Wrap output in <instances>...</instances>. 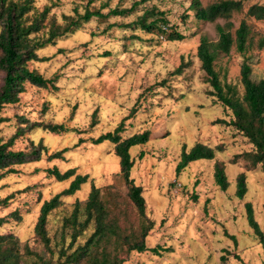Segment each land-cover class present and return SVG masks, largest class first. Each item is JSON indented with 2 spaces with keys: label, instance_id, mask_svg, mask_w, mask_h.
Here are the masks:
<instances>
[{
  "label": "rangeland",
  "instance_id": "rangeland-1",
  "mask_svg": "<svg viewBox=\"0 0 264 264\" xmlns=\"http://www.w3.org/2000/svg\"><path fill=\"white\" fill-rule=\"evenodd\" d=\"M133 1L35 0L34 5L37 9L50 7L49 27L52 23L64 24L63 15L76 17L86 8H99L105 13L114 7H130ZM192 1L153 0L122 16L92 17L72 33L55 39V44L38 50L46 60L27 63L30 69L53 78L57 88L24 83L19 100L1 111L6 120L0 123V142L18 132L11 149L24 151L29 161L15 164L18 171L0 180V200L8 199L0 204V215L7 216L0 232H12L20 241L30 239L32 248L45 260H57L56 246L68 243L72 226L64 218L79 199L77 219L83 220L84 200L92 180L100 189L106 221L116 231L106 247L124 258L123 264H264V249L248 225L244 210V203L250 202L264 232V168L252 165L249 157L236 156L251 150L252 145L232 125L216 123L218 118L230 120L231 113L209 94L211 87L196 56L200 36L215 41L216 24H224L225 20H198L190 6ZM197 1L205 5L214 0ZM253 3L264 5V0H243V9L229 18L232 33L242 19L250 25L246 50L238 52L232 47L214 61L220 80L234 86L239 94L243 92L239 72L242 62L250 65L252 79L264 77V41L260 46L264 19L245 14ZM151 7L167 18L164 33L156 29L148 32L139 25L125 27ZM170 29L185 37L166 39ZM106 50L110 54L103 55ZM2 76L0 72V85ZM121 119L125 126L121 136L150 130L148 141L129 151L134 157L131 177L142 186L145 215L154 221L144 241L148 248L159 246V255L150 250H126L127 242L141 237L147 219L128 196L113 144L108 140L99 144L91 141L112 130ZM31 121L62 123L65 130L53 133L43 127L30 129ZM196 142L211 147L221 144L223 150L216 151L210 160L191 161L177 174L175 166L182 147L189 150ZM60 149H64L62 158L48 159L49 153ZM139 153L143 155L139 157ZM214 160L225 165L229 185L224 191L214 181ZM53 165L61 171L75 167L76 173H88L89 177L47 218L51 257L39 238L33 239V227L42 201L69 183L70 178L59 181L48 174L46 169ZM240 171L245 173L247 185L241 199L234 193L235 177ZM93 227V222L88 223L76 236L74 246L83 243ZM227 234L234 235L235 242ZM221 255H225L224 261ZM80 264L87 262L82 260Z\"/></svg>",
  "mask_w": 264,
  "mask_h": 264
},
{
  "label": "trees",
  "instance_id": "trees-1",
  "mask_svg": "<svg viewBox=\"0 0 264 264\" xmlns=\"http://www.w3.org/2000/svg\"><path fill=\"white\" fill-rule=\"evenodd\" d=\"M35 0H0V72H2V83L0 85V123L6 118L1 115L5 105L16 103L19 95L25 90L24 83L36 86L38 88H57L55 80L51 77H45L36 68L30 69L27 66L31 61H44L46 56H39L38 50L47 45L55 44V39L60 36L72 33L82 22L89 21L92 17L105 18L109 16H122L134 10L139 4L153 0H135L130 7H114L107 12L101 9L89 10L86 8L83 13L76 17L63 15L66 19L64 24L52 23L47 26L48 12L50 7L44 5L37 9L34 5ZM92 0H88L90 3ZM190 6L195 9V17L198 20L214 22L221 18L224 24H216L217 39H209L201 35L196 48V56L200 61V68L206 74V82L211 87L209 94L219 101L224 108L230 110V120L225 118L216 119V123L232 125L237 132H240L252 145V149L236 154L237 157L246 156L250 158L252 165H262L264 168V77L254 80L251 78V67L247 62L240 65V81L243 86L242 94H239L234 86L222 82L219 74L214 67V61L218 54H227L232 47L238 52H244L248 47L251 37V27L246 20H240L234 32H231L232 22L229 20L234 12H240L243 9V0H214L205 5H200L197 0H193ZM247 16L257 20L264 19V5L253 3L245 11ZM152 18L147 21V17ZM168 21L164 13L155 10L153 7L145 8L141 15L134 21L125 24V27L139 25L148 32L159 30L164 33L163 26L166 27ZM185 36L176 29H170L167 33L168 40H182ZM260 41V46L263 44ZM110 54L106 50L103 55ZM28 121L27 118H23ZM95 124L94 121L91 122ZM22 126V125H21ZM20 126V127H21ZM24 127V126H22ZM43 127L50 132L59 133L65 130L62 123H45L42 121H31L29 128ZM124 119L112 129L92 137L94 144H99L108 140L113 144V151L119 158V172L128 186V196L137 208L138 213L145 219L141 237L127 242L126 250H135L143 252L152 251L159 255V246L147 247L144 237L147 231L153 226V219L145 215V200L142 195V186L136 184L131 177V169L134 164V157L130 154V148L134 145L144 144L148 141L150 130L143 129L134 132L128 136H121L124 131ZM9 137L6 141L0 142V180L8 174L17 172L15 164L25 163L26 154L22 150H13L14 137ZM42 149H45L42 146ZM223 146L217 144L211 147L202 142H196L189 150L182 147L179 160L175 166V172L178 174L191 161L198 159H212L216 151H222ZM64 149L55 150L48 154V159L62 158ZM37 149L33 151L34 154ZM143 154L139 153V157ZM38 159V158H35ZM212 172L216 185L220 190L227 189L229 182L225 173V165L221 160H214ZM49 175L56 180H67L69 183L65 188L52 195L50 198L42 201L39 212L33 227L36 237L42 242L48 254L53 255L50 244V236L47 234V218L51 212L55 211L60 204L64 202V197L74 195L82 186L88 182V173H76L75 167H69L64 171L59 170L56 165L46 169ZM247 191L246 176L243 171L237 173L235 177V196L243 198ZM7 198H2L0 204H6ZM80 203L79 199L73 202V208L68 217L64 218L65 223H69V241L65 245L60 243L56 246L57 260L48 258L45 260L43 255L35 251L30 239L20 241L12 232H0V264H80L82 260L87 264H123L124 258H120L117 253H112L107 249L106 243L110 240V235H115V228L106 221L107 211L100 198V189L91 180L87 197L84 200V218L77 219V210ZM245 216L248 225L257 236L258 242L264 249V232L260 228L258 221L254 216L252 204L244 203ZM15 211V210H14ZM11 212L10 214L14 213ZM7 222V216L0 215V227ZM93 222L94 227L83 243L74 246L76 236L84 230L88 223ZM64 223V225H66ZM235 242V236L227 234ZM161 249V248H160ZM163 249V248H162ZM32 258V261L29 259ZM225 255H221V261H224ZM63 259V260H62Z\"/></svg>",
  "mask_w": 264,
  "mask_h": 264
},
{
  "label": "crops",
  "instance_id": "crops-1",
  "mask_svg": "<svg viewBox=\"0 0 264 264\" xmlns=\"http://www.w3.org/2000/svg\"><path fill=\"white\" fill-rule=\"evenodd\" d=\"M190 163V162H189ZM213 170V169H212Z\"/></svg>",
  "mask_w": 264,
  "mask_h": 264
}]
</instances>
